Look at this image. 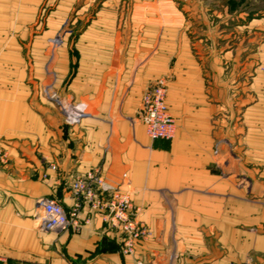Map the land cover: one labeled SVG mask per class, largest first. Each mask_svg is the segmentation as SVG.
Wrapping results in <instances>:
<instances>
[{"label":"crops","instance_id":"obj_1","mask_svg":"<svg viewBox=\"0 0 264 264\" xmlns=\"http://www.w3.org/2000/svg\"><path fill=\"white\" fill-rule=\"evenodd\" d=\"M181 1L102 9V24L74 46V76L70 46L52 50L35 87L72 105L82 116L73 124L44 89H28L21 48L0 26V264H264V15L246 18L235 0ZM47 46L31 45L35 65ZM160 78L171 141H151L138 118ZM93 170L129 193L150 231L133 258L87 206L78 231L43 228L36 200L55 197L70 215L74 178Z\"/></svg>","mask_w":264,"mask_h":264},{"label":"rangeland","instance_id":"obj_2","mask_svg":"<svg viewBox=\"0 0 264 264\" xmlns=\"http://www.w3.org/2000/svg\"><path fill=\"white\" fill-rule=\"evenodd\" d=\"M122 1V0H121ZM3 0L0 2V26L6 32L11 46H20L21 56L24 61L26 74V85L31 91L43 87L39 85L40 77L45 79L50 74L51 53L62 43H67L71 48V55L74 59L70 64L69 76H74L77 70L78 52L74 48L78 41L85 35L92 25L102 24V9L120 10L121 6L129 5L131 0ZM204 5H210L209 0H203ZM239 4L237 10L245 12L246 18H260L264 15V0H235ZM162 2V1H161ZM172 6L178 10L182 9L183 1L170 0ZM140 1L137 4H142ZM134 1L131 4L133 7ZM151 9H155L158 1H150ZM171 4V3H170ZM207 6V8H208ZM127 7V6H126ZM205 7V6H204ZM237 22V19L236 21ZM43 41L47 44V50L43 53L42 65H35L34 54L31 45L34 42ZM6 72L17 71L15 66H6ZM60 72V70H59ZM50 84V83H46ZM44 85V84H43ZM42 96L54 107L60 99L52 93L50 88H45ZM72 106V105H71ZM60 108V107H59ZM178 258L172 257L167 264H177Z\"/></svg>","mask_w":264,"mask_h":264},{"label":"built area","instance_id":"obj_3","mask_svg":"<svg viewBox=\"0 0 264 264\" xmlns=\"http://www.w3.org/2000/svg\"><path fill=\"white\" fill-rule=\"evenodd\" d=\"M168 81L160 78L147 88L142 95L138 118L151 141H171L176 136V122L171 115L167 103ZM61 106V103L57 101ZM66 116V123L73 124L81 120L80 114L74 113L73 106L61 108ZM8 162L7 151L0 146V164ZM75 205L69 215L55 197H41L36 200V210L42 214L43 228L47 232L60 234L68 229L78 231L81 224L78 219L79 210L87 206L91 211L102 216V220L110 228L121 234L118 249L123 257H134L137 245L149 238V229L137 220L138 209L130 199L128 192H122L117 185L108 183L98 170L89 171L83 176H76L72 182ZM63 264H75L66 261ZM95 264V263H88ZM135 264H144L135 260ZM230 264H247L246 262Z\"/></svg>","mask_w":264,"mask_h":264}]
</instances>
